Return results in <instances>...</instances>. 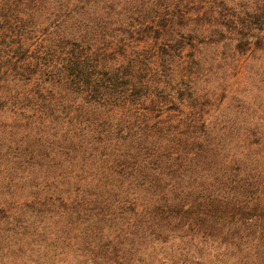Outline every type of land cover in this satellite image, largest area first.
Masks as SVG:
<instances>
[{
  "label": "trees",
  "instance_id": "obj_1",
  "mask_svg": "<svg viewBox=\"0 0 264 264\" xmlns=\"http://www.w3.org/2000/svg\"><path fill=\"white\" fill-rule=\"evenodd\" d=\"M258 53L264 0H0V110L23 113L8 154L31 198L0 206V239L92 264H154L158 245L162 264H264V133L213 112Z\"/></svg>",
  "mask_w": 264,
  "mask_h": 264
},
{
  "label": "rangeland",
  "instance_id": "obj_2",
  "mask_svg": "<svg viewBox=\"0 0 264 264\" xmlns=\"http://www.w3.org/2000/svg\"><path fill=\"white\" fill-rule=\"evenodd\" d=\"M259 65L264 67V55L260 53L255 55V62H252L246 68L244 76L248 79L244 77L245 82H239L234 77L232 80L229 79L228 89L242 93L241 96L239 98L233 97L234 102L226 100L221 108H215L213 112L228 113L232 117L238 114L240 117L238 122L242 125V128L246 126L247 122L249 123L252 120L258 124L260 131L264 133V79L260 80L255 76ZM220 84L218 83L217 86H220ZM220 89H226V84L221 85ZM21 114L23 113H13L11 109L7 108L0 110V139L6 143L5 147H0V206L6 204L7 202L5 201L9 203L12 201L31 200L30 197H27V194H29L28 190L25 189L29 187V184L25 185V182L20 181L21 172L14 168V163L17 161L15 159L12 161V156L8 154L9 151L11 152L12 149H16L19 146L14 142L18 141L20 137L16 139L11 137L14 136V133L16 136L20 134L18 127L23 125L21 123ZM30 114L32 115L33 113ZM23 122L25 121L23 120ZM238 131L239 129H237V134ZM215 132L218 131L215 130ZM237 134L233 132L225 142L232 151L231 154H237L241 150V134ZM257 150L259 151V155H256L257 159L261 165H264V147H260ZM11 197H15V200H12ZM1 226L2 222H0ZM0 247L3 249V251H0V264H92L90 260L80 259L67 249H64V251L69 256L67 254L62 255L59 251L51 252L50 256L46 255L44 251L46 248L44 249L43 246L40 250L38 249V252L29 254L31 250L27 244L22 248L17 240L16 242H5L3 239H0ZM47 250L49 251L48 248ZM25 251L27 253L23 254L22 252ZM168 253L170 251L167 246L158 245L154 249H148V255H151L148 259L154 264H162L165 260L164 257ZM203 261L208 264V259H203ZM231 263L232 260L229 259V264Z\"/></svg>",
  "mask_w": 264,
  "mask_h": 264
}]
</instances>
